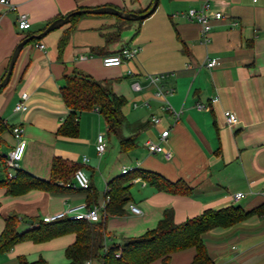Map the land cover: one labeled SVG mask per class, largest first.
<instances>
[{
	"label": "crops",
	"instance_id": "obj_1",
	"mask_svg": "<svg viewBox=\"0 0 264 264\" xmlns=\"http://www.w3.org/2000/svg\"><path fill=\"white\" fill-rule=\"evenodd\" d=\"M18 6L12 11L0 2V82L5 77L18 44L29 34H39L53 20L83 8L114 6L126 12L151 8L154 0H9ZM205 0H159L155 12L142 22L131 23L119 40L107 43L106 34L116 30L113 15L87 14L53 30L40 40L24 46L15 63L7 86L0 90V119L9 127L0 134V180L9 178L5 156L17 144L13 128L21 126L27 141L20 169L34 177L49 181L53 161L60 158L83 169L91 180L92 190L76 186L72 173L66 182L57 184L64 190L32 189L21 195H8L0 187V236L6 219L18 218L19 233L39 227L46 215L71 207L101 205L107 184L127 179L131 199L120 215L101 211L105 227V248L121 246L126 238H134L157 227L166 209L174 211L176 223L202 214L207 209L241 207L253 212L239 223L215 227L203 234L209 255L215 264H264V0H210L213 19L211 41L203 42L201 25L188 19L189 8L199 7ZM26 12L31 28L16 27L17 12ZM128 30L134 32H128ZM133 34V35H132ZM66 39L61 46V40ZM44 44V49L39 45ZM125 46L140 48L129 65L105 66L102 57ZM85 56V58H81ZM214 57L218 65L207 68L206 58ZM136 72H174L165 84L174 88L169 97L173 107L183 111L175 120L159 107L143 75L136 77L144 89H132ZM82 72L104 81L127 103L125 135L134 136V146L124 150L111 134L98 109L79 115L76 137L57 134L69 114L61 88L67 75ZM27 94V108L15 110ZM218 95L219 99L214 100ZM149 100L151 107L134 108L135 101ZM203 103L206 109H198ZM225 110L235 112L239 122L229 126ZM161 115L160 124H152L150 116ZM166 127L171 128L167 147L173 157L150 153L148 139H157ZM107 138V149L99 155L97 137ZM84 157L88 160L84 161ZM124 168H133L123 174ZM150 171L170 182H184L190 193L174 194L150 185L140 171ZM136 175V176H135ZM134 176V177H132ZM241 193L240 200L234 194ZM137 205L141 213L131 210ZM76 240L69 232L46 241L24 240L7 251L0 250V264H19L44 259L47 264H66L67 248ZM194 247L171 255V264H191ZM86 264H101L98 258ZM150 264H162L158 259Z\"/></svg>",
	"mask_w": 264,
	"mask_h": 264
},
{
	"label": "trees",
	"instance_id": "obj_2",
	"mask_svg": "<svg viewBox=\"0 0 264 264\" xmlns=\"http://www.w3.org/2000/svg\"><path fill=\"white\" fill-rule=\"evenodd\" d=\"M149 9L138 13H145ZM73 12L69 14H73ZM84 15L87 14H73L70 23L73 24ZM115 17L117 18L116 30L106 34L107 43L119 40L121 32L134 22ZM142 21L140 20L139 22ZM30 35L32 33L28 36ZM36 40L34 39L30 42ZM65 41L66 39L61 40V46L65 44ZM61 93L69 109V114L59 127L57 134L76 137L79 133L78 119L80 113L96 108L105 119L109 132L118 138L122 148L129 150L134 146V136H128L124 133L127 118L123 112V107L127 101L123 96L114 93L107 83L76 71L66 76ZM8 128L7 124L0 119V134ZM76 170L75 167L64 160L55 158L52 176L49 181L38 179L29 173L19 171L15 178L0 180V187L6 188L7 194L14 196L24 194L32 189L64 190L57 182H66ZM136 175L141 176L150 185L159 190L174 194L190 193L189 186L184 182L173 183L157 173L145 170L138 172ZM129 179H115L108 183L110 200L106 205L107 214L120 215L124 212V205L131 199L130 186L125 184ZM90 190H92V187L87 191ZM252 213V211L247 212L241 207L229 206L217 210L207 209L194 218L182 223H176L174 211L169 208L165 210L164 217L160 220L157 227L141 236L126 238L121 246L111 247L104 255H101L102 250L105 248V227L103 222L63 218L51 223L43 222L39 227L31 231L19 233L17 229L18 218L15 215H11L6 219L5 228L0 236V250L7 251L15 244L28 239L46 241L74 232L76 233V240L66 250V256L69 259L66 264H86L87 261L95 258L100 259L101 264H150L158 259L162 260V264H171V255L173 253L189 247L196 249V254L191 264H215L209 255L203 240V234L215 227L235 225ZM120 248L121 255L117 257L116 251ZM19 264H47V262L44 259L29 262L26 258L20 257Z\"/></svg>",
	"mask_w": 264,
	"mask_h": 264
},
{
	"label": "built area",
	"instance_id": "obj_3",
	"mask_svg": "<svg viewBox=\"0 0 264 264\" xmlns=\"http://www.w3.org/2000/svg\"><path fill=\"white\" fill-rule=\"evenodd\" d=\"M257 2L258 0H253ZM1 3L6 4L10 10L18 11V6L9 0H0ZM211 9V1L205 0L199 7L189 8L186 15L188 19L197 21L201 25V37L205 44H208L211 41V29L213 19H221L225 15L221 11L215 12L213 15H210L209 10ZM16 27L20 31H26L31 28V19L28 13L26 12H17L16 18ZM40 48L44 49L45 45L40 44ZM140 48L137 46H125L119 51L105 55L102 57L103 64L105 66H120V65H129L138 55ZM85 58V56H81ZM204 65L211 69L218 65L217 58L208 56L205 60ZM174 72H161V73H144L141 74L136 72L129 67L128 75L133 78L132 89L135 92H140L144 89L143 84L136 79V77L143 75L147 81L148 87L153 89L154 97L161 102L160 109L164 111L167 115H171L176 121L181 118L183 113L182 109L177 110L171 104L169 97L174 94V88L167 87L165 80L170 76L174 75ZM23 100L17 103L15 110L22 111L25 110L28 106L27 104V94H23ZM219 96L216 95L214 100H218ZM134 108L140 107H151L149 100H144L142 102L135 101L133 103ZM198 109H206V105L203 103L197 104ZM224 115L226 117L227 123L229 126H234L239 122L237 114L231 110H225ZM150 121L152 124H160L162 122L161 115L153 113L150 116ZM13 136L17 141V144L8 152L5 156V166L8 171L9 178H15L16 172L20 169V162L22 161L25 149L27 146V141L24 138V129L21 126H16L12 130ZM171 135V128L166 127L160 133L157 139H148L145 141V145L148 148L150 153H162L166 159L170 160L173 157V152L167 147V142ZM96 149L99 155H102L107 149V138L106 135L100 133L97 137V146ZM88 158L84 157V161H87ZM12 169L15 170L14 173L10 172ZM133 169V168H131ZM131 169L124 168L122 173L126 174ZM74 179L76 181V186L82 190H89L91 188V180L88 174L83 169H77L74 172ZM109 185L107 184L105 199L102 204L95 205L93 207L84 208L83 206L71 207L64 211H59L53 214L46 215L42 218V222L51 223L56 220L63 218H69L70 220H87L89 222H100L102 220L101 211H104L106 214V205L110 200L108 195ZM241 193L234 194V200L238 201L242 198ZM131 210L135 213H141V209L134 204H131ZM108 249H106L107 251ZM105 251V252H106ZM121 255V248L116 251V256Z\"/></svg>",
	"mask_w": 264,
	"mask_h": 264
},
{
	"label": "water",
	"instance_id": "obj_4",
	"mask_svg": "<svg viewBox=\"0 0 264 264\" xmlns=\"http://www.w3.org/2000/svg\"><path fill=\"white\" fill-rule=\"evenodd\" d=\"M159 4V0H154L151 8L145 12V13H135V12H126L122 9H119L114 6H101V7H95V8H83L79 9L73 12L74 15H83V14H95V15H113L117 16L120 18H123L125 20H130V21H140L144 20L145 18L149 17L152 15L155 10L157 9ZM73 14H68L64 17L57 18L53 20L41 33L39 34H32L30 36H27L25 39H23L18 46L15 48L14 53L11 57L9 67L7 70V73L3 80L0 82V90L7 86L8 83L10 82L15 63L20 55V52L24 48V46L29 43L30 41L37 39L40 40L44 36H46L48 33H50L53 30L59 29L62 26L70 23L72 19Z\"/></svg>",
	"mask_w": 264,
	"mask_h": 264
},
{
	"label": "rangeland",
	"instance_id": "obj_5",
	"mask_svg": "<svg viewBox=\"0 0 264 264\" xmlns=\"http://www.w3.org/2000/svg\"><path fill=\"white\" fill-rule=\"evenodd\" d=\"M136 22H139V21H134L133 23H134V24H136ZM128 32H131V33H133V34H134L133 30H132V31H131V30H130V31L128 30ZM133 34H132V35H133ZM10 172L14 173V172H15V170H14V169H12Z\"/></svg>",
	"mask_w": 264,
	"mask_h": 264
}]
</instances>
